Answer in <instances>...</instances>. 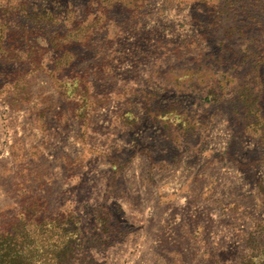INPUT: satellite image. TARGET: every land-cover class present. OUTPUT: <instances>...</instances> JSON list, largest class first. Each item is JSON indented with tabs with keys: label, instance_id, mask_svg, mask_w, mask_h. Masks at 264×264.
Segmentation results:
<instances>
[{
	"label": "rangeland",
	"instance_id": "obj_1",
	"mask_svg": "<svg viewBox=\"0 0 264 264\" xmlns=\"http://www.w3.org/2000/svg\"><path fill=\"white\" fill-rule=\"evenodd\" d=\"M0 249L264 264V0H0Z\"/></svg>",
	"mask_w": 264,
	"mask_h": 264
},
{
	"label": "trees",
	"instance_id": "obj_2",
	"mask_svg": "<svg viewBox=\"0 0 264 264\" xmlns=\"http://www.w3.org/2000/svg\"><path fill=\"white\" fill-rule=\"evenodd\" d=\"M227 1V0H225ZM7 254H8V251H6ZM18 253V252H17ZM10 255V254H8ZM0 256L3 257V258H6L8 257L5 253H4V250L0 249ZM10 258V262H8L7 264H19V262L22 260V257L21 255L19 254H16V252H13L11 253V256H9Z\"/></svg>",
	"mask_w": 264,
	"mask_h": 264
}]
</instances>
